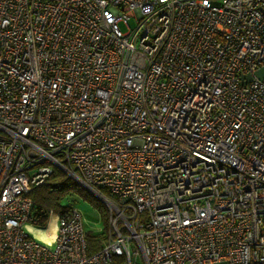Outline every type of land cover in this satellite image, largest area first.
Returning <instances> with one entry per match:
<instances>
[{"label":"built area","instance_id":"1","mask_svg":"<svg viewBox=\"0 0 264 264\" xmlns=\"http://www.w3.org/2000/svg\"><path fill=\"white\" fill-rule=\"evenodd\" d=\"M262 66L264 0H0V264H264Z\"/></svg>","mask_w":264,"mask_h":264},{"label":"trees","instance_id":"2","mask_svg":"<svg viewBox=\"0 0 264 264\" xmlns=\"http://www.w3.org/2000/svg\"><path fill=\"white\" fill-rule=\"evenodd\" d=\"M70 189L77 190L82 197L93 201L96 199L91 197L92 195L74 182L72 179L67 177L63 172L58 169L53 171V174L48 178V180L39 186L32 187L29 192V198L32 202L33 214L39 225H43L49 211L55 213H62L67 209L68 204L64 202L65 195ZM102 194L107 196L105 191L100 190ZM98 205V204H97ZM100 206V205H98ZM102 211V222H103V232L102 237L105 236L107 231V210L103 204H101ZM88 246L87 253L90 254L94 251L99 244L95 243L93 236L88 235Z\"/></svg>","mask_w":264,"mask_h":264},{"label":"rangeland","instance_id":"3","mask_svg":"<svg viewBox=\"0 0 264 264\" xmlns=\"http://www.w3.org/2000/svg\"><path fill=\"white\" fill-rule=\"evenodd\" d=\"M133 23L134 21L133 19H131L129 21V25L132 26ZM120 28L122 29V31H124L122 25H120ZM91 197H94L96 201H90L89 199L82 197V195L77 190L70 189L65 195L64 202L67 204H73V206H75L81 212L86 231L93 232L94 237H101L100 233L95 234L94 232L102 230L104 227L101 220L103 213L100 210L101 204H103V202L97 196L92 195ZM97 204L100 206H98ZM30 233L32 234V236H34V238L46 241L45 239L39 238V236H37L34 231H31Z\"/></svg>","mask_w":264,"mask_h":264},{"label":"water","instance_id":"4","mask_svg":"<svg viewBox=\"0 0 264 264\" xmlns=\"http://www.w3.org/2000/svg\"><path fill=\"white\" fill-rule=\"evenodd\" d=\"M255 77L259 80H264V66L256 69L252 74H242L240 80L243 84L248 83Z\"/></svg>","mask_w":264,"mask_h":264},{"label":"bare ground","instance_id":"5","mask_svg":"<svg viewBox=\"0 0 264 264\" xmlns=\"http://www.w3.org/2000/svg\"><path fill=\"white\" fill-rule=\"evenodd\" d=\"M52 228V225H49L48 229H31L35 232L39 238L45 239L46 241H49L50 236L48 235L49 229Z\"/></svg>","mask_w":264,"mask_h":264}]
</instances>
